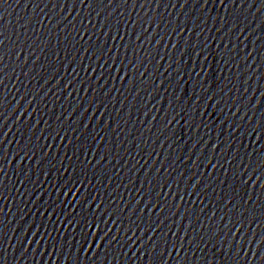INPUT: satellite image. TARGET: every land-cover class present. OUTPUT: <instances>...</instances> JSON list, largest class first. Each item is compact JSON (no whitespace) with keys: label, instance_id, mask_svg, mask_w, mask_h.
<instances>
[{"label":"water","instance_id":"1","mask_svg":"<svg viewBox=\"0 0 264 264\" xmlns=\"http://www.w3.org/2000/svg\"><path fill=\"white\" fill-rule=\"evenodd\" d=\"M0 264H264V0H0Z\"/></svg>","mask_w":264,"mask_h":264}]
</instances>
